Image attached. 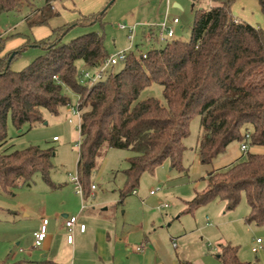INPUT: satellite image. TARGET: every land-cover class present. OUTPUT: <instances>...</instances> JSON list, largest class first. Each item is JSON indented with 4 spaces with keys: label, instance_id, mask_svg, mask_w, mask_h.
I'll list each match as a JSON object with an SVG mask.
<instances>
[{
    "label": "trees",
    "instance_id": "1",
    "mask_svg": "<svg viewBox=\"0 0 264 264\" xmlns=\"http://www.w3.org/2000/svg\"><path fill=\"white\" fill-rule=\"evenodd\" d=\"M54 1L43 0L37 8L41 18L34 25H48L57 15ZM210 1L219 4L196 11L188 40L170 39L146 51L137 45L126 51L120 69L111 66L91 85L80 82V73L100 67L109 56L103 34L90 31L68 42L61 36L76 23L99 20L102 13L51 28L50 35L39 40L24 35L25 42L0 55V190L11 194L30 186L37 173L50 188L57 187L50 177L54 148L11 149L7 127L10 120L21 131L43 122L44 111L57 115L71 104L65 89L75 94L81 110L76 171L83 193L104 148L130 152L120 199L136 189L144 173H153L164 162L186 173L184 140L195 115L200 118L196 153L201 164H211L230 143L244 140L246 132L249 146L264 147V29L236 18L230 11L234 0ZM28 2L0 0V14L18 11ZM260 4L264 11V1ZM29 46L40 47L42 54L12 70L11 60ZM153 82L162 87L163 102L139 98ZM201 180L203 188L184 201L183 213L215 199L232 210L244 195L249 208L245 221L264 222V151L248 150L243 159L209 170ZM217 258L221 264H258L241 260L238 247L229 242L218 245Z\"/></svg>",
    "mask_w": 264,
    "mask_h": 264
},
{
    "label": "rangeland",
    "instance_id": "2",
    "mask_svg": "<svg viewBox=\"0 0 264 264\" xmlns=\"http://www.w3.org/2000/svg\"><path fill=\"white\" fill-rule=\"evenodd\" d=\"M28 1V4H24L18 11L0 14V46L6 40H12L9 42L11 43L16 37L24 38V35L33 40L43 36L51 27L67 23L73 25L72 23L82 15L102 13L100 19L95 22L76 23L71 26L62 34L61 41L68 42L78 35L95 31L103 34L109 56L119 51L133 50L137 45L139 49L146 51L152 47L162 46L170 39L188 40L196 11L219 4L210 0H169L168 6L167 0H56L52 5L57 15L50 18L48 25H34L33 23L41 18L37 8L43 5V0ZM173 2H177L180 7L174 6ZM230 11L241 20L264 29V11L260 0H234ZM172 17L178 18V24L171 25ZM166 20L168 26L174 29V36L156 41L161 33H165L159 24ZM119 25H123L124 28H120ZM131 28H134L135 32L132 40L128 38ZM42 52L43 50L37 46L26 47L15 55L9 66L12 70H20ZM121 66L122 63L118 62L114 65V70L117 71ZM65 92L70 98V103L74 105L77 102L75 94L69 89H65ZM149 96L164 101L162 87L155 82L147 86L139 98ZM69 116L68 107L61 108L57 115L44 111L43 122L31 128L23 126L21 131L9 120L7 133L11 149H22L28 145L52 146L54 168L50 173L51 180L54 183L67 182V186L72 189L74 183L70 177L77 175L79 131L76 124L68 123ZM75 120L78 124V120ZM199 122L198 116L192 117L190 133L184 140L186 150L182 156V165L186 173L171 169L169 164L164 162L157 166L153 173H144L135 189L145 198V204L141 205L140 200L131 193L126 195L123 204L131 211L145 210L157 222L156 226L164 231L170 230L174 237L184 235L178 251L190 260H201L204 264H221L216 257L217 244L229 242L238 247V256L241 260L264 264V222L256 225L245 221L249 208L244 195L232 210H226L224 203L215 199L197 207L191 213H183L176 218L180 212V201L190 200L195 191L203 188L204 184L200 177L211 167L210 164H201L196 153ZM53 136L58 140L53 141ZM240 144L238 141L230 143L223 153L215 157L212 165L222 168L243 159L245 153L240 150ZM129 155L130 152L127 150L104 148L103 154L97 159L90 184L97 186L95 200L99 204L108 206L119 198L118 192L123 184L121 171L126 167V158ZM152 189L155 190L154 195L149 194ZM50 193L48 185L39 173L34 175L30 186L16 188L11 194L0 190V260L7 254L9 256L10 251H18L16 242H19V247H24L23 244L30 241V226L33 219L31 212L38 211L42 205L49 202L52 195ZM160 203H168L169 207L158 208ZM21 208L29 210L30 214L20 221L8 213L9 211L21 213ZM26 211L23 212L27 213ZM168 222L172 223L170 227L167 226ZM256 238H261L263 243L262 248L253 253L250 249Z\"/></svg>",
    "mask_w": 264,
    "mask_h": 264
},
{
    "label": "crops",
    "instance_id": "3",
    "mask_svg": "<svg viewBox=\"0 0 264 264\" xmlns=\"http://www.w3.org/2000/svg\"><path fill=\"white\" fill-rule=\"evenodd\" d=\"M176 4L177 2H173L174 6ZM235 17L240 19L238 16ZM50 30L33 40L46 38L50 35ZM10 41L12 40H6L0 46L2 49L0 55L19 47L25 42V38L16 37L13 42L9 43ZM249 151L263 152L264 147L249 146ZM212 163L209 170L221 168L215 167ZM55 184H57L55 188L48 186L52 194L49 202L42 205L38 211L31 212L33 219L30 226V241H26L24 247H19V242H16L18 251H10L11 254L9 253V256L7 254L2 260L15 264H179L177 256L188 259L178 251L185 236L174 237L170 230L164 231L156 226L157 222L143 209L139 212L128 210L123 204L126 196L120 199L118 195L119 198L115 199L114 204L104 206L95 200L97 189L95 184L94 189L89 187L82 195L75 191L74 186L72 189L69 188L67 182ZM131 194L140 200L141 205L145 204V198L139 195L137 190ZM154 194L155 192L150 195ZM184 201H180V212L176 218L183 214ZM21 209V213L17 211L8 213L12 218L20 221L30 214L29 210ZM75 214L86 227L82 232L78 226H75L72 230L73 242L68 243L64 219ZM43 218L48 219L47 235L40 246H35L33 233L38 229ZM206 220L208 221V217ZM171 225L172 223H167L168 227ZM138 246L141 248L137 249ZM191 261L193 264H204L201 260Z\"/></svg>",
    "mask_w": 264,
    "mask_h": 264
},
{
    "label": "built area",
    "instance_id": "4",
    "mask_svg": "<svg viewBox=\"0 0 264 264\" xmlns=\"http://www.w3.org/2000/svg\"><path fill=\"white\" fill-rule=\"evenodd\" d=\"M170 5L169 0H167V6ZM179 20L177 17H172L171 19V25H176L178 24ZM120 28H124L123 25H119ZM159 27L163 30H165V33H161L159 38L157 37V40H167L170 37L174 36V29L170 26H168V22L163 21L159 24ZM135 35L134 32V28L130 29V34L128 35V38L130 40H132L133 36ZM149 39V38H148ZM125 55H126V50L123 51H119L118 53H116L115 55H110L108 56L104 62L102 63V65L96 69H84L81 71V75H80V82L82 83H87L88 85L93 84L95 81L99 80L103 73L109 69L111 66L117 64L120 61H123L125 59ZM69 108V112H70V116L67 118L68 123L71 124H76L79 130V126H80V117H81V110L79 108L78 105V101L72 105L69 104L68 105ZM78 120V124L76 122V120ZM249 138H250V134L249 132H246L244 134V140L241 141L240 144V150L242 152H246L249 150ZM58 138L56 136L53 137V140H57ZM80 145V141L78 143V146ZM71 181L74 183V189L75 191L82 195L83 194V189H82V185L80 183V180L78 178V175H74L70 177ZM91 189L95 188V185L92 184ZM155 192V190H150V194H153ZM132 193H135V190L132 191ZM169 204L168 203H160L158 205V208H162V207H168ZM82 207H84V204H82ZM47 224H48V219L47 218H43L41 220V223L38 227V229L33 233V237H34V245L35 246H40L42 244V242L44 241L46 235H47ZM64 225L67 229L66 232V240L68 243H72L73 242V233L72 230L75 226H78L80 231H84L86 225L84 223H81L79 221V216L78 215H69L67 217H65L64 219ZM262 239L261 238H256L255 239V245H253L251 247V251L253 253H257L258 250L260 248H262ZM173 245H175V243L173 242ZM137 249H140L141 247L138 246L136 247Z\"/></svg>",
    "mask_w": 264,
    "mask_h": 264
},
{
    "label": "water",
    "instance_id": "5",
    "mask_svg": "<svg viewBox=\"0 0 264 264\" xmlns=\"http://www.w3.org/2000/svg\"><path fill=\"white\" fill-rule=\"evenodd\" d=\"M175 6L180 7L178 4H176ZM11 57H12V55L9 57V60L11 59Z\"/></svg>",
    "mask_w": 264,
    "mask_h": 264
}]
</instances>
